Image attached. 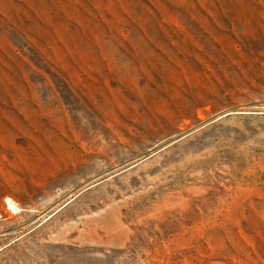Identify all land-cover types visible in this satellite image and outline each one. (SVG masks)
Returning a JSON list of instances; mask_svg holds the SVG:
<instances>
[{"label": "rangeland", "instance_id": "obj_1", "mask_svg": "<svg viewBox=\"0 0 264 264\" xmlns=\"http://www.w3.org/2000/svg\"><path fill=\"white\" fill-rule=\"evenodd\" d=\"M0 264H264V0H0Z\"/></svg>", "mask_w": 264, "mask_h": 264}, {"label": "bare ground", "instance_id": "obj_2", "mask_svg": "<svg viewBox=\"0 0 264 264\" xmlns=\"http://www.w3.org/2000/svg\"><path fill=\"white\" fill-rule=\"evenodd\" d=\"M11 200H12V199H11ZM9 205H10V206H13V204L11 203V201H9ZM15 206H16V205H15ZM11 209H12V207H11Z\"/></svg>", "mask_w": 264, "mask_h": 264}]
</instances>
